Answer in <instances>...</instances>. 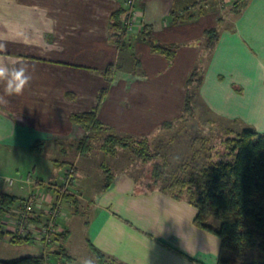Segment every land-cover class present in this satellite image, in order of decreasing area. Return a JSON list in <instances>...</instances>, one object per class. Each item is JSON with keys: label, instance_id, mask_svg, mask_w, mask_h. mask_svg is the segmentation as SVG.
I'll return each mask as SVG.
<instances>
[{"label": "crops", "instance_id": "1", "mask_svg": "<svg viewBox=\"0 0 264 264\" xmlns=\"http://www.w3.org/2000/svg\"><path fill=\"white\" fill-rule=\"evenodd\" d=\"M124 1L0 0V61L23 62L32 76L22 95L0 103V195L23 200L42 192L51 198L50 189L62 183L71 165L76 188H96L100 163L86 165L95 151L73 163L72 143L85 132L70 116L92 111L105 90L97 110L103 125L119 135L155 138L163 124L181 117L185 81L201 54L200 38L213 27L219 35L206 59L198 98L214 118L264 134V0H246L229 27L217 26L214 0H136L127 13L128 49L121 52L111 41L108 21L114 11L127 9ZM144 27L155 44L178 46L172 60L151 51ZM107 66L116 68L110 82L102 76ZM122 70L138 75L117 73ZM3 88L0 83V94ZM119 155L124 156L116 150L114 156H102L112 181L89 199L91 215L83 226L92 258L91 247L121 264H216L220 239L194 224L196 208L160 187L140 189L125 166L115 169ZM7 177L16 180L9 185L3 181ZM207 224L219 227L214 219ZM64 230L69 261H59L70 264L65 247L70 232ZM8 246L51 263L42 243L13 245L8 235L0 237V248ZM9 259L14 258L0 255Z\"/></svg>", "mask_w": 264, "mask_h": 264}, {"label": "trees", "instance_id": "2", "mask_svg": "<svg viewBox=\"0 0 264 264\" xmlns=\"http://www.w3.org/2000/svg\"><path fill=\"white\" fill-rule=\"evenodd\" d=\"M245 4L246 0L235 5V10H233L235 16L240 13ZM125 13L124 9H118L111 14L108 21L110 38L119 49L126 45L123 37L126 33L123 25ZM146 30L147 28L144 27L142 36L149 43L151 51L172 60L178 46L176 44H155L147 36ZM218 35L219 29L217 27L204 31L207 58L218 39ZM200 61L201 54L185 81L183 110L180 119L190 110L192 100L198 97V89L202 82L206 63L205 61L200 65ZM115 69L113 66H107L102 72V76L107 82L111 81ZM105 96L106 91L101 90L97 97V105L92 111L70 116L71 123L80 126L86 134L84 139L78 143L77 151L83 155L86 154L90 150L89 142L92 136L99 135L102 139L101 150L107 154L114 153L116 148H127L134 155L146 160L145 155H148V148L144 142L145 138H141L142 140L138 142L139 149H137L134 146L135 138L116 134L97 119L98 107ZM39 145L38 143L35 144L33 150ZM224 148L226 150L225 158L214 162L210 161L206 167L199 171L194 180H173L172 185L160 189L173 198H185L197 210L194 224L215 234L220 239L222 253L216 264H264V134L258 133L252 128H243L233 137H227L224 140ZM100 167L103 169L104 176L101 191H104L112 181V174L105 164H101ZM161 169L162 166L158 163L153 167V186L161 179ZM183 191L188 193V197L182 195ZM56 197L58 198L59 194H56ZM62 198L70 203L74 210L77 208L78 198L76 196L64 194ZM19 201L21 199L1 194L0 215L8 212ZM210 219L219 222V227L216 230L207 224ZM35 220L36 218L28 217L22 223H36ZM6 235L10 236L9 242L13 245L33 244L35 242L30 236L21 238L1 230L0 227V237ZM67 235L68 232L63 231L57 234L55 238L61 242V245L51 254L58 260L69 261L64 250ZM90 250L96 264H106L108 258L110 261L116 262L113 258L104 256L92 247ZM0 264H47V262L43 255H28L0 260Z\"/></svg>", "mask_w": 264, "mask_h": 264}, {"label": "rangeland", "instance_id": "3", "mask_svg": "<svg viewBox=\"0 0 264 264\" xmlns=\"http://www.w3.org/2000/svg\"><path fill=\"white\" fill-rule=\"evenodd\" d=\"M136 1V0H135ZM244 0H214L216 10L219 11V14L216 15L217 18V26L220 27H229L235 17V5L237 3H242ZM127 9H124L126 13L123 15V25L124 29L127 32V27L129 23V17L127 15L129 11V7L125 4ZM129 14V13H128ZM126 34L123 36L124 40L126 38ZM146 36V35H145ZM111 41H113L111 39ZM200 53H201V61L199 62L202 65V62H205L207 59V50L205 47V39L200 38ZM128 49L127 43L122 48L119 49L121 52H125ZM135 63H138L137 60H133V64L136 66ZM124 69H130L129 65L124 66ZM125 72H117L123 73L129 76H137L138 72L136 70L135 73L131 71L122 70ZM115 73V72H114ZM243 127L237 124L227 123L223 120H219L214 118L203 106L201 101L198 97L192 100L190 105V110L184 115L182 119H178L175 122H171L160 127L158 135L151 139V140H144L147 148H148V155H145L147 159H142V157H138L134 155L129 149L127 148H116V150H120L121 154L124 156L119 155L117 159H115V169L118 166H125L126 169L131 171L136 179L137 186L142 189L146 190L148 188L153 187H166L168 185H172L174 182L173 180H190L193 179L199 174V171L206 167L210 161H216L218 159H224L226 150L224 148V140L227 137H233L236 133L242 130ZM107 134V133H106ZM111 134V133H108ZM86 134L84 133L83 137L77 141L72 143L73 148V163L77 161L76 159L79 158H86V154L91 150L95 152L90 153L89 161L86 162V165H90L91 168L94 167L96 164H105L106 161H102V156H109L113 155L114 153L107 154L103 150H101L102 146V139L98 136H92L90 140V150L86 154H81L77 151L76 147L79 142H81ZM123 136V135H122ZM142 139L135 138V144L137 149H139V141ZM39 145V144H38ZM150 155V156H149ZM145 158V157H144ZM114 159L112 160V162ZM108 163H111L108 161ZM159 164L162 166V174L161 179L155 186L152 184V171L155 164ZM107 166V165H106ZM101 169V168H100ZM103 169H101L102 171ZM67 171H72L74 174V182H76L75 174L76 168L75 166L71 165L64 169L63 177ZM90 176L93 178L95 177V173H90ZM62 177V178H63ZM98 184L96 188L80 190V188H76V197L78 198L76 206L77 208L74 210V207L67 202H61V208H63L65 215L60 216L61 219L64 218L63 223L61 219L59 220V224H61L62 229L66 227L70 232V237L65 245L67 249L68 255L73 258L72 263L70 264H81L83 259L92 256L88 252V249L85 246L84 239H85V228L83 226L84 221L88 219L91 215V196L97 193L103 185V172L97 175ZM4 181V180H3ZM22 181V180H19ZM31 182V181H28ZM27 182V183H28ZM6 183V182H5ZM14 183V182H13ZM26 183V184H27ZM8 184V183H7ZM62 184V183H61ZM61 184L53 189H50L52 192L51 194V203L45 202L43 208L45 211L49 209L50 205H54V200L57 191L61 188ZM12 185V184H9ZM76 186V183H75ZM42 193V192H41ZM24 194V193H23ZM182 195L184 197H188V193L183 191ZM46 196V195H45ZM81 197H84L86 201H79ZM91 203V204H90ZM51 205V207L53 206ZM75 211L78 213L75 214ZM34 219L36 218L35 225L43 226L47 225L48 221V214H33ZM41 215V216H40ZM33 219L32 217H30ZM0 219L2 222L0 223L1 230L3 231H10L13 232L16 225L15 224V215L11 212V209L8 211V216L3 217L0 215ZM38 220V221H37ZM3 221L5 223H3ZM32 223V222H30ZM64 226V228H63ZM40 227V228H41ZM65 231V230H64ZM9 232V233H10ZM22 238V237H21ZM10 239V236H9ZM37 243L41 244L40 241H36ZM11 244V243H10ZM61 245V242L59 243ZM23 245V244H20ZM32 245V244H27ZM59 245V246H60ZM58 245H48L45 247L47 250V257H49L50 262L49 264H61V261L52 260V252L57 249ZM49 250V251H48ZM27 251L21 249L20 247H1L0 248V255H6V257L12 258H19L24 257ZM32 253V252H31ZM34 253V251H33ZM24 255V256H23ZM64 264V263H62ZM106 264H117L115 261L112 262L108 258L106 260Z\"/></svg>", "mask_w": 264, "mask_h": 264}, {"label": "built area", "instance_id": "4", "mask_svg": "<svg viewBox=\"0 0 264 264\" xmlns=\"http://www.w3.org/2000/svg\"><path fill=\"white\" fill-rule=\"evenodd\" d=\"M135 2V0H125L124 3L130 7ZM4 182L8 184H12L16 179L15 178H4ZM29 178L27 177L24 182L27 183ZM74 182V174L72 171H67L62 178L61 188L58 191L59 197H55L54 205L49 207L48 210L45 211L43 205L45 202L51 203L50 198H47L45 195L33 192L27 196V198L17 202L12 208L11 212L15 215V224L16 227L13 232H10L12 235H17L22 238H26L30 236L34 241H40V243L45 246L48 245H60V241L55 239L57 234L62 233L64 230L62 229L61 224H59L60 216L65 215L63 208H61V202H63L62 196L64 194H70L76 196V186ZM42 213L48 214V223L47 225L37 226L35 223L28 222L27 224H23L24 221L28 217H34L33 214L39 215ZM3 217L8 216V212L2 214ZM41 216V215H40ZM2 220L0 219V223ZM3 223H5L3 221ZM1 227V226H0ZM41 227V228H40Z\"/></svg>", "mask_w": 264, "mask_h": 264}, {"label": "clouds", "instance_id": "5", "mask_svg": "<svg viewBox=\"0 0 264 264\" xmlns=\"http://www.w3.org/2000/svg\"><path fill=\"white\" fill-rule=\"evenodd\" d=\"M32 76L29 74V66L23 62L8 64L0 61V83L4 85L3 94H0V103L7 104L8 97L22 95L30 85ZM81 264H96L94 258L88 257Z\"/></svg>", "mask_w": 264, "mask_h": 264}]
</instances>
